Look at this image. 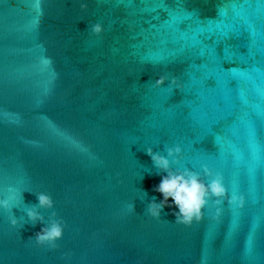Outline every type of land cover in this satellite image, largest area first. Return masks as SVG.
<instances>
[{
	"label": "water",
	"instance_id": "95a60500",
	"mask_svg": "<svg viewBox=\"0 0 264 264\" xmlns=\"http://www.w3.org/2000/svg\"><path fill=\"white\" fill-rule=\"evenodd\" d=\"M85 2L0 0V195H21L24 217L14 228L0 210V261L264 264V3ZM166 145L202 179V164L222 173L245 206L213 218L210 202L191 225L167 207L147 215L161 176L145 148ZM40 191L65 223L56 249L30 238L41 224L24 207Z\"/></svg>",
	"mask_w": 264,
	"mask_h": 264
},
{
	"label": "clouds",
	"instance_id": "9594fccd",
	"mask_svg": "<svg viewBox=\"0 0 264 264\" xmlns=\"http://www.w3.org/2000/svg\"><path fill=\"white\" fill-rule=\"evenodd\" d=\"M80 7L87 8L85 0H81ZM88 29L95 35H100L105 30L104 25L99 22L89 25ZM165 79L164 76H160L154 81L153 86L163 85ZM171 85L179 87L175 79L171 81ZM165 151L167 155H162L151 146L145 148V152L156 169V174L161 176L159 183L153 185V191L160 193L161 198L157 200L152 197L148 201L147 215L159 220L164 208L167 207L172 211L176 224L191 225L193 221L203 219L210 202L214 208L213 218L221 215L222 205L225 202L239 209L245 206L246 194L235 188L230 192L222 173L213 171L208 164H202L203 175L208 177L207 180H204L201 178L200 172L187 167H179L183 159L182 149L179 145H166ZM174 164L178 167L173 168ZM141 192L144 197L147 195L146 192ZM35 195L38 203L25 206L24 211L27 220L32 224L39 222L41 228L30 238L39 246L47 245L50 249H56L60 246L58 241L64 238L65 223L63 218L54 211L55 201L49 193L40 191ZM21 204V195H0V210L8 213V221L14 228L23 226L24 217L17 218L12 214L13 207ZM130 208L134 209L133 204L130 205ZM39 209H51V215L46 219ZM253 251V247L247 242L245 253L251 254ZM63 255L68 257L71 252H65ZM0 264L3 262L0 261ZM199 264H208V260L201 257Z\"/></svg>",
	"mask_w": 264,
	"mask_h": 264
},
{
	"label": "snow or ice",
	"instance_id": "6c2138e0",
	"mask_svg": "<svg viewBox=\"0 0 264 264\" xmlns=\"http://www.w3.org/2000/svg\"><path fill=\"white\" fill-rule=\"evenodd\" d=\"M261 3H264V0H260Z\"/></svg>",
	"mask_w": 264,
	"mask_h": 264
}]
</instances>
